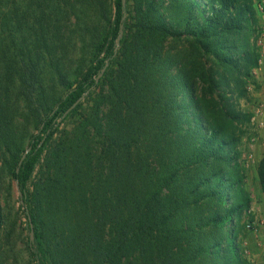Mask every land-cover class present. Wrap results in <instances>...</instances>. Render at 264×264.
Segmentation results:
<instances>
[{"label": "trees", "instance_id": "trees-1", "mask_svg": "<svg viewBox=\"0 0 264 264\" xmlns=\"http://www.w3.org/2000/svg\"><path fill=\"white\" fill-rule=\"evenodd\" d=\"M258 2L0 0V264H252Z\"/></svg>", "mask_w": 264, "mask_h": 264}, {"label": "rangeland", "instance_id": "rangeland-1", "mask_svg": "<svg viewBox=\"0 0 264 264\" xmlns=\"http://www.w3.org/2000/svg\"><path fill=\"white\" fill-rule=\"evenodd\" d=\"M260 17V22L261 25L264 26V19ZM261 40V38L259 39ZM262 42V40H261ZM263 43V42H262ZM261 51V49H260ZM264 47H263V52L261 51V60H260V66L259 69L255 71V77L256 80L260 83V88L259 90L252 92V101L250 103H245L242 102V107H244L246 110L252 111L254 113V110L257 106V104L259 102H261V100H264V77L261 80L260 77V70L262 69V67L264 68ZM259 78H258V77ZM254 138L256 139L254 145H251V139ZM264 141V138L261 136V133L259 130H256L252 125L250 126L249 129V134L246 138L243 139L242 142V161L244 162V166H245V173H246V189L248 191V193L251 196L252 201L258 200V198L261 195L260 189H259V185L257 182V177H256V164H255V158H254V152H253V147L255 145L258 144V142ZM250 155H252V157L250 158ZM17 192L15 190L14 193V199H15V204H14V209L17 210L19 209V202H17ZM18 225L20 226V228H24L25 227V218L20 215L19 216V220H18ZM248 233H253L252 231H246L242 241L245 242L247 241V234ZM254 235H256L255 233H253ZM255 239H257L254 236ZM246 247V246H245ZM248 249L246 248V251ZM249 252V251H248ZM247 252V256L251 259L250 254H248ZM252 262V260H251ZM252 264H254L252 262ZM258 264V263H257Z\"/></svg>", "mask_w": 264, "mask_h": 264}, {"label": "crops", "instance_id": "crops-1", "mask_svg": "<svg viewBox=\"0 0 264 264\" xmlns=\"http://www.w3.org/2000/svg\"><path fill=\"white\" fill-rule=\"evenodd\" d=\"M260 35L262 40V45L264 47V26ZM264 63V62H263ZM261 80L264 77V68L260 70ZM258 77V76H257ZM259 78V77H258ZM255 164L259 162L264 154V141L258 142L257 145L253 147ZM251 211L253 212L254 218L262 219L264 221V194L261 193L258 200L251 202ZM247 241L243 242V245L248 249L247 252L251 256V260L254 264H264V224L259 228L258 233L254 235L253 233L247 234ZM254 236L257 238L255 239Z\"/></svg>", "mask_w": 264, "mask_h": 264}, {"label": "built area", "instance_id": "built-area-1", "mask_svg": "<svg viewBox=\"0 0 264 264\" xmlns=\"http://www.w3.org/2000/svg\"><path fill=\"white\" fill-rule=\"evenodd\" d=\"M257 13L264 19V0H259L256 6ZM258 47L263 52V45L261 40L257 41ZM251 125L256 129L259 130L261 133V136L264 138V100H261L259 102L254 110L253 117L251 118ZM256 139H251V145H254ZM252 155H250V158ZM264 224V221L262 219H256L254 218L253 222L248 224L247 228L252 231L253 233H258V230L260 227H262Z\"/></svg>", "mask_w": 264, "mask_h": 264}, {"label": "water", "instance_id": "water-1", "mask_svg": "<svg viewBox=\"0 0 264 264\" xmlns=\"http://www.w3.org/2000/svg\"><path fill=\"white\" fill-rule=\"evenodd\" d=\"M124 1L125 0H122V3L124 4ZM122 34H123V26L122 25H120V27H119V34H118V36H117V38H116V46L118 47L119 46V41H120V39H121V37H122ZM108 66V61L106 62V64H105V67L101 70V74L104 72V70H105V68ZM101 74L99 75V77L98 78H100V76H101ZM83 100V97L82 98H80L71 108H70V110L72 109V108H74L80 101H82ZM30 151V148H28V149H26V151L22 154V156H21V159H20V161H19V163H18V166H20L21 165V163H22V161L25 159V157H26V154L28 153ZM17 171H18V169H17ZM16 192H17V195H18V197H21V193L19 192V190H18V187L16 186ZM33 239V236H32V231L30 232V240H32Z\"/></svg>", "mask_w": 264, "mask_h": 264}]
</instances>
